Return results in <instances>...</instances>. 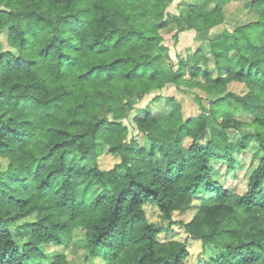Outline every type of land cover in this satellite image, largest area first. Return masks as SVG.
Masks as SVG:
<instances>
[{"label":"trees","instance_id":"16d2710c","mask_svg":"<svg viewBox=\"0 0 264 264\" xmlns=\"http://www.w3.org/2000/svg\"><path fill=\"white\" fill-rule=\"evenodd\" d=\"M232 1L175 15L206 44L187 78L163 44L170 19L155 18L168 0H0V264H74L45 250L76 231L92 262L184 264L186 242L161 241L149 205L170 225L194 212L180 223L214 248L212 264H264V0L214 35ZM171 85L197 89L199 112L181 119L162 93ZM154 92L129 137L123 99ZM244 152L255 159L237 192L219 168L234 171ZM107 153L118 160L103 168ZM89 185L101 189L91 202L79 197ZM19 220H30L22 244Z\"/></svg>","mask_w":264,"mask_h":264},{"label":"rangeland","instance_id":"374dc122","mask_svg":"<svg viewBox=\"0 0 264 264\" xmlns=\"http://www.w3.org/2000/svg\"><path fill=\"white\" fill-rule=\"evenodd\" d=\"M108 6H114V0H103ZM205 0H168L169 5L166 11V15L161 12L158 13L155 18L160 20L164 17L170 19L169 26L166 30L161 31L164 41L163 44L166 47V53L170 55L173 62L176 65L179 61L184 60L186 63V77H191L190 68L193 65L192 55L200 47H205V42L202 38L198 37L196 29H187V23L182 18H176L177 15L181 14V11H185L189 8L192 2H203ZM246 0H234L228 6L227 10V21L222 28L213 31L214 35L220 33L223 28L233 29L235 26L247 23L256 18V14L253 11L247 10L244 7ZM216 5V0H211L207 4L208 8H214ZM176 15V16H175ZM166 19V20H167ZM185 29V30H184ZM210 33H200L204 39L208 38ZM202 44V45H201ZM206 49V48H204ZM199 75L196 76V80L203 81V75L200 72L204 69L203 66L199 67ZM165 97H174L177 102L182 107L181 119H185L192 114L199 112V107L195 102V94H200L199 91L193 87L182 86V89H178L171 85L162 91ZM156 93H151L149 95L139 97V96H127L123 99L122 103L126 108H132L127 114L126 118L123 119L125 124L128 126L130 132L129 137L136 134L135 119L137 116L143 114L151 101L152 97ZM158 94V93H157ZM114 107L115 105L112 104ZM204 106L209 108L208 101H204ZM127 109V110H128ZM141 141V135H138ZM74 156H78L77 154ZM255 157L251 152H244L240 155V162L234 171L227 172L226 165L217 164V168L221 170L222 178L227 181V186L236 190L237 192H245L247 186V174L250 167L254 164ZM118 158L108 153L101 157L100 163L103 168H107L117 162ZM101 192V189L95 185H89L86 190H81L79 192V197L87 202H91L96 198ZM146 212L148 218L151 222L157 224L159 228L162 229L159 239L161 241H171L177 240L181 242H186L187 248L189 250V257L186 259L184 264H212L211 260L216 256L214 248L210 245H205L200 240L192 238L185 230L182 220L189 221L192 218V211L181 214L176 212L174 215V220L176 223L170 225V221L163 218L160 211L156 206L149 205L146 207ZM25 221H17L14 224L17 231V240L22 244L27 237L28 227ZM76 239L73 243L65 246H50L46 248L45 252L47 255V260L53 259L57 253L65 252L70 257L73 258L74 264H104L102 258H94L93 262L87 257L86 248L84 246V232L76 231Z\"/></svg>","mask_w":264,"mask_h":264}]
</instances>
